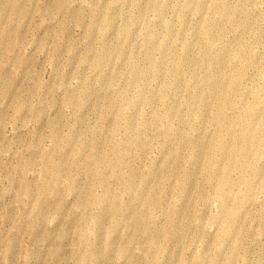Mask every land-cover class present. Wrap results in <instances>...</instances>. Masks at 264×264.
<instances>
[{
  "label": "rangeland",
  "instance_id": "rangeland-1",
  "mask_svg": "<svg viewBox=\"0 0 264 264\" xmlns=\"http://www.w3.org/2000/svg\"><path fill=\"white\" fill-rule=\"evenodd\" d=\"M0 264H264V0H0Z\"/></svg>",
  "mask_w": 264,
  "mask_h": 264
}]
</instances>
